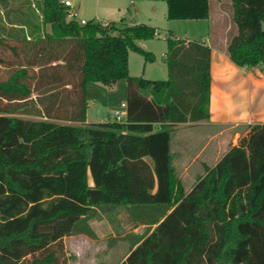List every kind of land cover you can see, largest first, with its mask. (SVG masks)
<instances>
[{
	"label": "trees",
	"instance_id": "obj_1",
	"mask_svg": "<svg viewBox=\"0 0 264 264\" xmlns=\"http://www.w3.org/2000/svg\"><path fill=\"white\" fill-rule=\"evenodd\" d=\"M33 1L50 33L0 37L10 53L0 66L11 70L0 80V264H66L63 238L93 237L88 220L117 207L145 226L121 264H264V124L188 192L174 172L172 127L209 118L210 48L168 37L167 79L130 76L129 52L153 61L136 41L155 28L80 25L62 0ZM164 1L167 20L209 17V0ZM226 1L236 28L228 58L264 73V0ZM121 79L124 122L86 124V84Z\"/></svg>",
	"mask_w": 264,
	"mask_h": 264
},
{
	"label": "crops",
	"instance_id": "obj_2",
	"mask_svg": "<svg viewBox=\"0 0 264 264\" xmlns=\"http://www.w3.org/2000/svg\"><path fill=\"white\" fill-rule=\"evenodd\" d=\"M26 1V0H23ZM32 1L33 0H27ZM72 2L75 0H71ZM97 5L104 0H95ZM119 0H107L110 2V15H104L100 5L96 7L91 20L100 22L105 25L109 22H122L127 25L144 24L153 27L158 32L157 18L166 17V3L164 0H137L129 1L131 10L128 11V19L121 17L115 19L114 14L122 16V11L116 6ZM226 1V0H222ZM71 2V8L78 14V7L75 8ZM142 3L141 5L139 3ZM28 5V4H27ZM165 5V8H163ZM39 12V11H36ZM40 24H32L31 31L25 30V25H19L24 32L20 30L17 35L0 37L7 39L9 43L24 36L27 40L36 37H43L50 33V26ZM209 17L206 21H209ZM80 20V19H79ZM82 20H85L82 18ZM85 21H90L89 19ZM169 23L172 21L168 20ZM8 26H16L15 24H6ZM210 35L206 42L202 43L210 48V95H209V118L199 122H186L174 125L171 131V155L174 172L181 181L183 190L188 192L197 178L205 174V168L213 166L221 157L232 147H237L239 141L246 137L251 126L264 124V74L260 71L261 67L251 69L241 68L230 61L227 54L228 42L219 31L214 33L210 31ZM159 35V34H158ZM158 35L156 37H158ZM217 37V38H216ZM145 40L136 41V45L145 51ZM185 42H190L189 39ZM147 52V51H145ZM130 53L128 54V69L130 63ZM152 54V53H151ZM153 61H145V66L141 71V75L135 77H146V65ZM37 71V68H34ZM129 74H131L129 72ZM148 80V79H147ZM148 94L147 91L144 93ZM86 98V124L104 123L114 121V111L120 110L123 120H125L126 108H121V104L126 105L127 83L124 79L118 80L111 88H107L98 83H87L85 87ZM92 111V112H91ZM90 113L92 119L90 118ZM64 123V121H60ZM124 122V121H123ZM122 123V122H121ZM77 125L76 123H71ZM156 130L159 124H156ZM233 130L231 144L221 154L219 153V145L223 142L224 133ZM221 136V137H220ZM217 138L214 142L213 140ZM150 165V159L145 157ZM88 183L91 185V179L88 177ZM155 191V189H153ZM119 229L126 232L121 236H116L111 226L106 222L99 225L94 222V218L88 220V225L93 233L92 236L86 234H75L63 238L66 253V264H70L69 252L75 255L76 260H80V255L86 253V264H97L95 256L100 255L99 264H121L130 252V246L135 241V236L144 232V225H134L130 220L128 213L123 207H117L112 210L115 212ZM110 230V231H109ZM110 232V236H106ZM98 242H101V248H98ZM101 249V250H99ZM122 249V251H120ZM123 253L122 258L116 260L114 256L117 253ZM121 255V254H120ZM76 261V262H77ZM75 262V259H74Z\"/></svg>",
	"mask_w": 264,
	"mask_h": 264
},
{
	"label": "rangeland",
	"instance_id": "obj_3",
	"mask_svg": "<svg viewBox=\"0 0 264 264\" xmlns=\"http://www.w3.org/2000/svg\"><path fill=\"white\" fill-rule=\"evenodd\" d=\"M130 0H119L116 2V6L122 11V16H118V14H114L115 19L119 20L121 17L127 18L129 16L128 11L131 10ZM137 1V0H132ZM5 5L0 3V36H13L17 35L20 30L24 32L23 28H19V25H25L28 32L32 30L31 25L40 24V16H39V8L36 2L23 1V0H6ZM72 2V1H71ZM73 6L78 9L77 20L79 19H89L91 20L92 16L95 13L96 7L100 5L99 11L102 10L104 15H110V2L107 3V0L97 2L95 0H75L72 2ZM28 4V5H27ZM142 4L141 2L139 3ZM165 8V5H163ZM101 8V9H100ZM113 8V7H112ZM209 21L206 20H174L171 23L167 20V18L163 15L161 18H157L158 25V37H155L151 40H145V51L149 52L153 56V63L146 65V77L148 80H165L167 79V69L165 65V53L167 49V41L168 37L173 39H179L182 41H186L189 39L190 42H206L211 32L219 31L220 35H218V39H221L222 35L225 37L226 41L229 44L231 37L235 34L236 28L233 23V10L230 2L228 1H217V0H209ZM15 24L16 26H8L6 24ZM217 38V37H216ZM8 41L7 39H5ZM11 44V43H10ZM1 53V52H0ZM8 51L1 53V57L5 58L4 60H8L10 57ZM145 66V59L135 53H130V63L128 71L131 73L130 76L141 75V71ZM11 70L3 69L0 66V80L6 79L10 75ZM263 75L264 73L260 71ZM92 112V111H91ZM18 117L24 119L35 120L37 117L27 116V115H18ZM90 118L92 119L91 113ZM234 131L228 130L222 135L223 142L219 145V153H223L228 144H231L232 136ZM221 137V136H220ZM217 138L213 141L215 142ZM115 212H100L94 218V222L99 225H103L106 222L109 226H111L112 232L116 236L123 235L126 231L123 229H119L118 218L116 217ZM110 231V230H109ZM106 236H110V232ZM98 248H101V242H98ZM101 250V249H99ZM122 251V249L120 250ZM124 252L117 253L114 258L116 260L122 258ZM69 260L70 264H86V253L80 255V260H76V256L70 253ZM121 254V255H120ZM100 255L95 256L96 263L99 264ZM75 259V262H74ZM77 261V262H76Z\"/></svg>",
	"mask_w": 264,
	"mask_h": 264
},
{
	"label": "built area",
	"instance_id": "obj_4",
	"mask_svg": "<svg viewBox=\"0 0 264 264\" xmlns=\"http://www.w3.org/2000/svg\"><path fill=\"white\" fill-rule=\"evenodd\" d=\"M61 2H62V4L65 7L68 8L67 9V12H66V18H67V20H74V21L78 22L80 25H84V24L87 23V21L82 20V19L77 20V14H76V12L74 10L70 9L71 6H72L71 5V0H62ZM121 108H126V105L125 104H121ZM114 116H115L116 122L121 123V122L124 121L123 120V117L121 115V111L120 110L114 111Z\"/></svg>",
	"mask_w": 264,
	"mask_h": 264
},
{
	"label": "water",
	"instance_id": "obj_5",
	"mask_svg": "<svg viewBox=\"0 0 264 264\" xmlns=\"http://www.w3.org/2000/svg\"><path fill=\"white\" fill-rule=\"evenodd\" d=\"M261 26H262L261 27L262 31H264V23L263 22L261 23Z\"/></svg>",
	"mask_w": 264,
	"mask_h": 264
}]
</instances>
